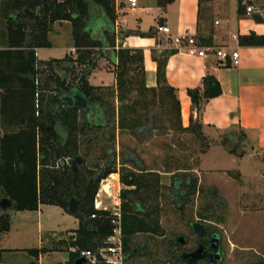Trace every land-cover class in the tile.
Here are the masks:
<instances>
[{"label":"trees","instance_id":"16d2710c","mask_svg":"<svg viewBox=\"0 0 264 264\" xmlns=\"http://www.w3.org/2000/svg\"><path fill=\"white\" fill-rule=\"evenodd\" d=\"M172 2L156 0L157 6L162 8ZM243 2L237 0L240 15L245 13ZM116 17L115 0H0V18L5 23L7 49L0 51V197L9 198L13 202V210L18 212H33L40 205H49L68 213V201L71 198L78 201V214L74 216L78 219V228L68 232L74 234V239H59L54 242L56 248L53 249L26 250L34 258L65 247L68 253L66 264H73L78 255L70 253V247L95 250L112 234L111 213L94 207L100 183L111 174L118 173L113 168L117 150L115 146H107V143L115 141V131H109L110 124L113 122L120 131L139 135L151 132L154 117L143 123V116L138 113L139 108L147 110L152 102L147 100L148 94L164 91L175 109V127L204 139L201 124L193 120L192 115L189 125L182 127L179 102L174 90L166 84L167 56L174 51L153 56L156 88H146L143 52L116 45ZM254 20L261 22L257 17ZM63 21L71 25L75 57L69 55L61 59L39 60L35 49L50 48L48 34L55 23ZM96 34L100 35L98 39L94 38ZM152 35V30L141 34L142 37ZM238 44L264 46V36L254 33L239 36ZM200 46L211 47L205 43ZM106 49L111 50L110 57L105 55ZM104 58L114 66L113 88L94 87L88 81L98 61ZM133 91H138L140 98L133 99ZM72 94H80L86 99V110L67 107L62 98ZM220 94V85L210 74L202 78L200 87L187 90L192 108L196 111L200 110L203 101ZM107 97L115 99L118 103L116 108ZM79 115L83 119L82 124ZM57 122H61L69 134L64 147L53 130ZM98 134L104 142L100 148L104 164L92 169L87 165L92 143L90 137ZM241 135L237 132L223 135L221 144L229 154L243 156L236 153ZM76 157H81L83 162L77 164L74 171L71 162ZM125 158L124 164H131L141 173L139 176L133 172L119 174L120 183L126 187L119 194L122 200L124 258L128 256L129 244L135 235L157 234L159 230L152 211H147L141 202L128 204L131 203L130 197L149 181L148 174L143 175L141 161L134 154L130 152ZM172 184L175 190L186 193L180 180H173ZM184 186L190 187L189 178ZM125 201L128 203L125 204ZM9 229V215L0 212V236ZM1 253L0 250V259Z\"/></svg>","mask_w":264,"mask_h":264},{"label":"rangeland","instance_id":"374dc122","mask_svg":"<svg viewBox=\"0 0 264 264\" xmlns=\"http://www.w3.org/2000/svg\"><path fill=\"white\" fill-rule=\"evenodd\" d=\"M0 22L5 33V23L1 18ZM58 24L59 30L56 27L51 30L55 34L54 43L72 47L71 25L57 22L56 26ZM37 55L40 60L45 61L69 55L75 57V51L68 53L61 48L44 49L39 50ZM104 69L114 71L110 63H106ZM91 84L96 83L93 81ZM137 93L138 91H133V99L140 98ZM107 98L116 108L118 103L115 99ZM147 100L152 101L148 109L139 108L138 113L143 116V123L153 116L154 129L142 135L118 130L117 139L107 143L108 147L115 146L117 150L113 168L118 171V179L120 173L133 172L137 176L141 173L131 164H124L128 153L131 152L141 161L143 175L148 174L149 184L131 196V203H127L131 206L134 202H141L147 211H152L153 218L159 224L157 234H137L133 237L135 244L146 245L147 256L133 258L125 264L164 263L168 252L195 248L197 238L190 228V224L195 221H202L208 230L216 231L222 238V264H264V161L259 159L258 169H255L256 163L252 161L251 153L242 140L236 153L243 156L237 157L222 147L208 149V141L189 131L178 130L175 127V109L171 98L164 91L157 90L155 94H148ZM79 122L83 123L80 115ZM109 131H116L113 122ZM236 132L240 134L239 131ZM220 139L221 136L215 144L220 145ZM90 140L92 143L89 146L87 165L92 169L95 166L103 167L100 148L104 142L100 134L91 135ZM83 149L82 153L85 152ZM187 178L190 180V187L184 186ZM173 180H180L181 188L186 193L189 192L180 203L184 205L183 208L177 206L175 197L173 200L169 197L174 191ZM124 189L126 187L120 183V191L115 196V203L118 204L116 209L120 213L122 200L119 194ZM107 200V210L114 212V199ZM8 215L12 228L2 242L3 264H29L31 256L26 250L56 248L52 239L58 237L60 232L75 227V217H69L67 213L52 206H44L40 214L11 209L8 210ZM177 236H183L187 244L173 249L168 242H174ZM54 252L56 253L50 257L48 264H65L68 260L65 247Z\"/></svg>","mask_w":264,"mask_h":264},{"label":"crops","instance_id":"0c3cea01","mask_svg":"<svg viewBox=\"0 0 264 264\" xmlns=\"http://www.w3.org/2000/svg\"><path fill=\"white\" fill-rule=\"evenodd\" d=\"M255 1L264 5V0ZM115 9L119 24L115 33L116 45L142 50L146 88H156V62L153 56L174 51L167 56L166 84L174 90L179 102L182 127L189 125L192 115L193 120L201 124L204 140L209 142L208 149L215 146L224 148L221 144L223 135L239 131L242 134L241 140L251 153L252 161L256 163L255 169H258L259 159L264 161V46H241L238 44V37L251 33L264 36V16H247L245 13L240 15L237 0H173L163 8L157 6L156 0H137V7L134 9L129 8L125 0H115ZM255 17L260 18L261 22H256ZM58 23L70 24L66 21ZM3 27L0 22V51L7 50ZM55 27L60 29L59 24L56 26L55 23L53 29ZM159 27H167L169 32L159 31ZM150 30L152 37L141 36ZM53 36L54 32L48 34L50 48L35 49L38 59L37 52L44 49L61 48L68 53L74 52L72 47L56 45ZM184 36L194 37L199 45L205 43L213 48L227 49L229 53L236 52L237 62L234 64L231 59L221 62L211 53L200 57L179 51L173 39ZM106 63L105 59L98 61L96 69L88 78L90 85L94 81V87L115 86L114 71L105 70ZM207 74L218 81L221 94L203 101L199 111L193 110L187 90L200 87L202 78ZM117 133L118 129L115 131V139ZM219 136L220 145L215 144L219 141ZM119 191L118 174H111L100 183L94 205L98 209L107 208V199H114L115 203V196H118ZM44 206L49 205H40L33 212L40 214ZM52 207L63 211L59 207ZM74 219L75 227L60 232L52 242L68 237V232L78 228V219ZM11 228L10 222L9 231L0 236L1 251L4 250L3 239L11 232ZM55 253L47 252L37 258L31 256L29 264H48ZM2 256L1 253V264Z\"/></svg>","mask_w":264,"mask_h":264},{"label":"built area","instance_id":"2783aa9c","mask_svg":"<svg viewBox=\"0 0 264 264\" xmlns=\"http://www.w3.org/2000/svg\"><path fill=\"white\" fill-rule=\"evenodd\" d=\"M129 8L134 9L137 7V0H125ZM245 15L251 16L254 14L264 16V5L259 4L255 0H244ZM217 24V22H216ZM118 19L116 18L114 23V31L117 32ZM159 31L168 33L167 27H159ZM174 44L178 47L179 51H183L188 55L205 56L207 53H211L217 57L221 62H226L228 59L233 60L235 64L237 61L236 52H228L227 49L203 47L198 44L194 37L184 36L176 37L173 39ZM118 49V47H116ZM117 203L114 204V212H111V224L113 225L112 234L103 242L101 246L95 250H81L78 247H70L68 251L78 255V258L84 259V264H123L124 252H123V236L121 228V213L116 209ZM97 210H107L98 209ZM95 216H92L94 218ZM68 237L74 239V234L70 233Z\"/></svg>","mask_w":264,"mask_h":264},{"label":"water","instance_id":"95a60500","mask_svg":"<svg viewBox=\"0 0 264 264\" xmlns=\"http://www.w3.org/2000/svg\"><path fill=\"white\" fill-rule=\"evenodd\" d=\"M99 36H100L99 34H96L94 36V38L98 39ZM105 55L107 57H110L111 56V50L106 49ZM62 100H63V102H65V104L69 108H76L78 110H86L88 107V103H87L86 99L80 94H72L69 96H65ZM53 130H54L55 135L58 137V139L61 143V146L64 147L67 143L69 134L66 131V129L64 128L63 124L61 122H57L54 125ZM82 162H83V160L81 157H76L71 162V166H72L73 170L76 171L77 164H82ZM13 208H14L13 202L9 198L0 197V212L8 214V210H11V209L13 210ZM67 211L69 214H71L73 216L78 214V201L75 198H71L68 201ZM191 227H192V231L194 232V234L198 238H202L206 233V229L199 222L192 223ZM178 242L180 244H184L185 243L184 237L179 236ZM203 252H204V248L202 247V245H199L197 247V249H195L193 252L184 253L182 255V259L187 264H196L197 261L205 258ZM211 262H213V263L218 262V264H220L222 262L221 255L217 252H214L211 256ZM73 264H84V259L78 258V259H76V261Z\"/></svg>","mask_w":264,"mask_h":264},{"label":"flooded vegetation","instance_id":"af4514ba","mask_svg":"<svg viewBox=\"0 0 264 264\" xmlns=\"http://www.w3.org/2000/svg\"><path fill=\"white\" fill-rule=\"evenodd\" d=\"M187 196H188L187 193H184L183 191H177L174 189V191L171 193V195L169 197L171 200H173V197H175L176 198L175 201H176L177 206H179V207L181 206L183 208L184 205H180V203L182 202V198H186ZM195 222L201 223L204 226V228L206 229V233L202 238H198L194 234V232L192 231L193 234L197 238L196 247L193 249H190V250L179 251L176 253L175 252H168L165 255V262L164 263H158V264H187L182 259V255L184 253L193 252L195 249H197V247L199 245H202V247L204 248L203 253H204L205 258L197 261L196 264H201V263L218 264V262H215V263L211 262V256L214 252H217L221 255L222 262L220 264L223 263V261H224V250L222 249V238L220 237V235L214 230H208V228L205 226V224L202 221H195ZM191 225H192V223L190 224V228L192 230ZM178 238H179V236L176 237L174 242L172 240H170L168 242V245L172 246V248L175 249L176 247H183L187 244V240L185 238H184L185 239L184 244H180L178 242ZM127 255L128 256L126 258H124L123 264L127 263L128 261L132 260L133 258L147 256L146 245L145 244H135L133 239H132L130 244H129V251H128Z\"/></svg>","mask_w":264,"mask_h":264},{"label":"bare ground","instance_id":"6f19581e","mask_svg":"<svg viewBox=\"0 0 264 264\" xmlns=\"http://www.w3.org/2000/svg\"><path fill=\"white\" fill-rule=\"evenodd\" d=\"M104 186V185H103ZM102 188H104V187H102ZM102 190V189H101Z\"/></svg>","mask_w":264,"mask_h":264}]
</instances>
